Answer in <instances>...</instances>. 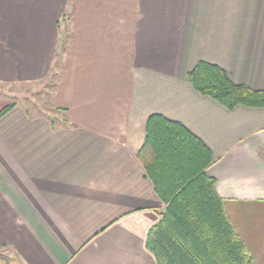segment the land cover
<instances>
[{"label": "crops", "instance_id": "0c3cea01", "mask_svg": "<svg viewBox=\"0 0 264 264\" xmlns=\"http://www.w3.org/2000/svg\"><path fill=\"white\" fill-rule=\"evenodd\" d=\"M61 47L58 110L15 102L0 119V264H157L147 237L167 205L138 159L153 114L210 148L264 264V108L226 109L189 78L204 61L264 90V0H0V85L49 78Z\"/></svg>", "mask_w": 264, "mask_h": 264}, {"label": "trees", "instance_id": "16d2710c", "mask_svg": "<svg viewBox=\"0 0 264 264\" xmlns=\"http://www.w3.org/2000/svg\"><path fill=\"white\" fill-rule=\"evenodd\" d=\"M189 78L199 94L226 109L264 108V90L234 83L219 66L200 61ZM13 107L1 109L0 119ZM138 159L155 193L167 205L147 237L157 264L253 263L225 212L215 178L207 174L212 152L197 135L181 122L153 114Z\"/></svg>", "mask_w": 264, "mask_h": 264}, {"label": "rangeland", "instance_id": "374dc122", "mask_svg": "<svg viewBox=\"0 0 264 264\" xmlns=\"http://www.w3.org/2000/svg\"><path fill=\"white\" fill-rule=\"evenodd\" d=\"M62 46H64V42ZM62 50L63 47L59 50L52 76L34 84H20L21 86H13L11 84L0 85V100L6 104L18 102L31 115L38 114V112L52 114L57 111L58 109L53 105V101L56 97V88L60 80V74L57 69L61 60V54L63 53Z\"/></svg>", "mask_w": 264, "mask_h": 264}]
</instances>
